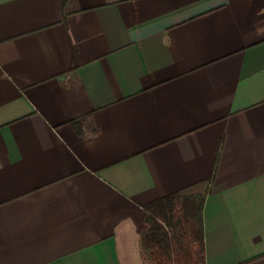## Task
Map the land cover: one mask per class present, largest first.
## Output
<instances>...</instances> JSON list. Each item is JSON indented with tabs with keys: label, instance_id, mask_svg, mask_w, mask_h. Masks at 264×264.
Instances as JSON below:
<instances>
[{
	"label": "crops",
	"instance_id": "crops-1",
	"mask_svg": "<svg viewBox=\"0 0 264 264\" xmlns=\"http://www.w3.org/2000/svg\"><path fill=\"white\" fill-rule=\"evenodd\" d=\"M207 180L206 264H264V0H0V264H144Z\"/></svg>",
	"mask_w": 264,
	"mask_h": 264
},
{
	"label": "trees",
	"instance_id": "trees-1",
	"mask_svg": "<svg viewBox=\"0 0 264 264\" xmlns=\"http://www.w3.org/2000/svg\"><path fill=\"white\" fill-rule=\"evenodd\" d=\"M209 180L191 184L146 205L140 231L144 264H206L203 208Z\"/></svg>",
	"mask_w": 264,
	"mask_h": 264
}]
</instances>
